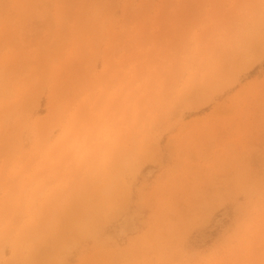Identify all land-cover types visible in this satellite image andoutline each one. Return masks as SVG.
<instances>
[{
	"label": "rangeland",
	"instance_id": "374dc122",
	"mask_svg": "<svg viewBox=\"0 0 264 264\" xmlns=\"http://www.w3.org/2000/svg\"><path fill=\"white\" fill-rule=\"evenodd\" d=\"M0 264H264V0H0Z\"/></svg>",
	"mask_w": 264,
	"mask_h": 264
},
{
	"label": "bare ground",
	"instance_id": "6f19581e",
	"mask_svg": "<svg viewBox=\"0 0 264 264\" xmlns=\"http://www.w3.org/2000/svg\"><path fill=\"white\" fill-rule=\"evenodd\" d=\"M126 229V228H125Z\"/></svg>",
	"mask_w": 264,
	"mask_h": 264
}]
</instances>
